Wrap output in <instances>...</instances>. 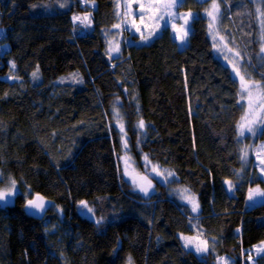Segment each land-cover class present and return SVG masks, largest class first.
<instances>
[{"label": "trees", "instance_id": "16d2710c", "mask_svg": "<svg viewBox=\"0 0 264 264\" xmlns=\"http://www.w3.org/2000/svg\"><path fill=\"white\" fill-rule=\"evenodd\" d=\"M91 1L94 28L81 36L73 20L85 10L79 0H0V189L10 179L20 189L0 206V264H249L264 242V204L247 205L240 84L209 35V0L181 7L199 15L184 50L165 28L148 45H125L119 59L109 58L103 35L118 21L117 0ZM219 1L224 36L246 65L259 67L255 2ZM82 40L96 44L88 59ZM259 69L249 71L264 81V63ZM114 110L131 150L139 146L198 195V216L165 187L150 198L134 191L121 170ZM38 194L52 201L42 220L25 207ZM81 201L103 218L99 225L81 214ZM200 230L210 243L204 257L180 238Z\"/></svg>", "mask_w": 264, "mask_h": 264}, {"label": "rangeland", "instance_id": "374dc122", "mask_svg": "<svg viewBox=\"0 0 264 264\" xmlns=\"http://www.w3.org/2000/svg\"><path fill=\"white\" fill-rule=\"evenodd\" d=\"M79 1L81 3V8L85 9V10H84V13L79 14L78 16L82 17V18L87 16V17H89V19L91 21V25L89 27H84L79 21H75V23L80 28L79 31H80L81 36H84L88 32L93 31L94 21H93V13L92 12L96 10V3H94L91 0H79ZM200 1L203 2L206 0H200ZM252 1L255 2V5H256L257 20H258L259 33H260L259 37H260V40L262 42V46H264V39H262V32H264V4L261 3V0H252ZM128 2L131 3L132 15L124 17V19L129 20L130 23L134 21L135 24L139 25L141 27V32L143 33V35L145 37H148V39L142 40L141 39V32H136L134 28L124 25L123 21L121 20V17H123L124 13H125L124 5L126 3V0H117V13H119L120 15L118 16V21L116 24H118V23L121 24V27L118 29V28H115L113 26L112 28H109V29H106L103 31V35H104L106 43H107L108 56L111 59H119L122 56L123 49H124L125 45H133V44L148 45V44L152 43L157 37H159L161 35L163 30L165 29V27H163V22H161V28L159 29V31H156L155 35L150 36L149 33L154 30L155 21L149 19L148 16H145V20H144L143 24H141L139 16L135 15L136 10H137L136 3L134 2V0H128ZM142 2H144V0H142ZM216 2L220 8V12H219L217 19L212 20L211 17H208L206 15V10H212V9H210V4L212 3V0H209V4H208V6L204 12V17L208 20L209 35H210V37L214 43V47H215L217 56L219 58H221L233 70V73H234V68H240L242 75L244 74L243 69L246 68V66L249 63V65L247 66V71L249 73H251L252 81L264 84V81H262L261 79L256 77L252 71H249V68H252V69H254V71L256 73H258V72L262 73V71H260L259 67L262 63H264V52L261 51L259 54V61H258L260 64L259 67L256 66L255 63L252 61H248L247 65H246L245 60L241 55L239 57L236 56V53H238V52L234 48H232V46L229 42V39L226 36H224L223 32L221 31V21H222V15H223L222 6H221L219 0H216ZM118 5H119V7H118ZM178 11L181 13H188L189 12V11L181 10V7L178 9ZM190 12L192 13V18L189 19L188 26H187L188 28H190V31L188 33V36L185 38V41L182 42L181 39L178 38V35L176 33H174L172 28L168 27L171 29L172 34H173V38L178 43L179 48L181 50H184L188 46L189 37L192 33V23L199 16L197 12H193V11H190ZM214 15H215V13H214ZM0 18H1V16H0ZM210 24L212 25L211 28H210ZM144 25H147V27H145ZM182 26H183V22L177 21V27H182ZM133 35L138 36L139 40L134 39ZM4 36H5V33H4ZM213 36H215V40L213 39ZM221 38H223V39H221ZM110 44H111L112 48H114L116 45H119L120 52L119 53H116L114 51L110 52L109 51ZM79 45H80L82 54H83L85 59H88L91 56V51L96 46V44L94 42L93 43H87L84 40L80 41ZM77 74L78 73L75 72L74 74H71L69 76L62 77L61 79L58 80L57 83L58 84L65 83V81L76 76ZM38 75H40V71H38ZM234 75H235V73H234ZM235 77L239 80V77H237L236 75H235ZM261 95L262 94L254 93V95H253L254 103H258L259 99L261 98ZM240 102L242 105H245L244 106V113H245L248 110L246 107L247 101L242 100V98L240 96ZM244 113H243V115H244ZM258 115L264 116V111H260L258 113ZM121 116H123V115L121 114ZM121 123L123 124V132L121 131L120 126H119V124H121ZM240 124H241V122H240ZM245 124H246V127L244 128V134L243 135L240 134V139L244 145V146L242 145L243 146V157H244L243 171L245 174H250V178H249L250 183L248 185V193H249L250 189L259 188L261 190H264V174H262V172H261V168L264 167V163H262V161H264V150L261 149V145H264V124H261L258 120L254 123H251V124L248 123L247 121H245ZM115 126H116V128L120 134L122 146L124 145L125 141L127 143V148L125 149L123 147V155L121 156V161H120L121 162V170H122L124 178L130 183V185L132 186L134 191L140 193L145 198H150V197H152V195L159 192L158 187H165L164 189L167 191L169 196L176 197L177 199H179L183 205L189 207L193 216H198L201 213V206H200L198 195L190 190V194L195 197V199L197 200V202L199 204L198 211L193 212L191 210V205L187 201L182 200L180 198V195L177 193V191H176L177 189H183L184 187L180 186L178 184V182H176L175 177L174 176H167V173L169 172L168 170L161 168L158 165H154L148 159H147V161L150 163L146 162L144 159L145 155L142 153V150L140 149L139 146H138V149L136 150L137 152L134 150L133 151L131 150L130 145H129L130 139H129V136L127 134L126 123H125V120L123 119V117L119 123L115 119ZM249 126L254 128L255 135H252V133H249L247 131V127H249ZM137 129L140 133L142 132V129L139 128L138 126H137ZM239 129H240V127H239ZM240 132H241V129H240ZM139 136L141 137V135H139ZM142 136H143V134H142ZM248 138H249V145L248 146L246 145L247 147H245V144L247 143ZM15 141H17V139H15ZM245 152L247 153L246 156H245ZM126 161H127V163H126ZM154 166L156 167V171L152 170ZM126 171L129 174H125ZM157 173H162V175H158ZM145 176L147 177V180L151 182V187L149 189V194L147 196H145L144 193L141 192L139 190V188L136 185H134L132 182L133 179H136L137 184H144V186H147V181H142L140 179V177H145ZM166 176H167V179H165ZM8 186H6L3 189H6ZM227 188H228V185H227ZM16 189H17V195H18L20 193V189L18 188L17 185H16ZM231 191L233 192V188ZM16 196L11 199V202H9L7 204H0V206L6 207V206L13 204ZM262 204H264V197L257 196L253 200H249L247 198V205L250 208H254V207L262 205ZM80 212L85 218H88V219L93 220V221L99 220L96 217L94 209H93L94 215H92L91 218H89L88 215H85L82 212L81 204H80ZM194 225L195 224H193V226ZM197 229H199V228H197ZM201 234H202V231H201V233L199 231H197V233L195 235L182 234V235H180V238L182 236H184V237H198L199 240H206ZM181 241L185 246V241L182 238H181ZM258 245H261V243ZM208 247H209V251H210L209 241H208ZM186 248L190 251L195 252L194 249H192L190 247H186ZM195 253L198 254V256H200V257H204V256H207L209 254V252L206 254L205 253H197V252H195ZM249 256H251V259H249V264H256V262H255L256 259H258L261 256H264V253L257 255V248L255 246V248L251 251V255H249Z\"/></svg>", "mask_w": 264, "mask_h": 264}, {"label": "snow or ice", "instance_id": "6c2138e0", "mask_svg": "<svg viewBox=\"0 0 264 264\" xmlns=\"http://www.w3.org/2000/svg\"><path fill=\"white\" fill-rule=\"evenodd\" d=\"M134 2L137 5V10L135 15L139 16V19L141 21V24H143L145 20V16H148L149 19L155 21L154 24V30L149 33V35H155L156 31H159L161 28V22H163V27L168 28L171 27L174 33L178 35V38L181 39V41H185V38L188 36V33L190 31V28H188V22L189 19L192 18V13H181L178 11L180 7L183 6L185 3V0H134ZM261 3L264 4V0H261ZM64 5H61L63 7ZM119 7V5H118ZM125 7V13L124 16L121 17V20L123 21L125 26H130L135 29L136 32H141V27L135 22H129V20L124 19V17H127L129 15H132L131 13V3L126 0V3L124 5ZM210 9L212 10H206V15L208 17H211L212 20L217 19L220 8L217 4L216 0H212V3L210 4ZM215 13V15H214ZM119 16L120 14L117 13ZM74 21H79L84 27H89L91 25V21L89 17H79L74 16ZM177 21H182L183 26L177 27ZM147 27V25H144ZM115 28H120L121 24L114 25ZM212 25L210 24V28ZM182 33V34H181ZM141 39L147 40L148 37H145L143 33L141 32ZM213 39L215 40V36H213ZM223 39V38H221ZM262 39H264V32H262ZM110 52L114 51L116 53L120 52L119 45H116L114 48L111 47L110 44ZM261 51L264 52V46H262ZM236 56L239 57L240 54L236 53ZM13 67L15 65L13 64ZM38 69L37 72L32 73L33 78H38ZM244 74H241L240 68H234V73L237 77H239V84H240V96L242 100H246L247 104V111L244 113V115L241 117V124L240 134H244V128L246 127L245 121L248 123H254L257 120L264 124V116L258 115L260 111H264V84H261L259 82H253L251 73L247 71V68L243 69ZM82 83V80L79 81ZM254 93L262 94L261 98L259 99L258 103H254L253 101V95ZM245 106V105H242ZM114 117L119 123L122 120V116L118 110H114ZM121 131L123 132V124H119ZM138 127L143 129L145 127L144 121L140 120ZM247 131L249 133H252V135H255V131L253 127H247ZM123 147L127 148V143L125 141ZM261 149L264 150V145H261ZM247 153L245 152V156ZM145 161H147V156L144 157ZM127 163V161H126ZM150 163V162H148ZM264 163V161H262ZM153 171H156V167L154 166ZM262 174H264V167L261 168ZM125 174H129L126 173ZM158 175H162V173H157ZM2 175V174H0ZM167 176H174V173L168 172ZM167 176L165 179H167ZM142 181H147V186H144V184H137L136 179H133V184L136 185L141 192L144 193L145 196L149 194V189L151 187V182L147 180V177H140ZM0 183H3V180L0 179ZM16 180L10 179L9 180V186L6 189H0V204H7L11 202V199L17 195V189H16ZM225 183L228 185L229 190H232L233 185L231 181H225ZM177 193L180 195V198L182 200L187 201L191 205V210L193 212H197L199 209V204L195 197L190 194V190L187 188L183 189H177ZM264 197V190H261L259 188L250 189L248 193V199L253 200L255 197ZM81 210L85 215H88L89 218H91L92 215H94L93 209L88 206L86 201H81ZM25 207L29 210L30 215H40L41 217L46 212V201L42 196L36 195L33 199H28L26 201ZM103 218L96 220L95 223L99 225L102 222ZM185 241V247H190L194 249L197 253H208L209 247H208V241L207 240H199L198 237H181ZM257 248V255H260L261 253H264V242L261 243V245L256 246ZM214 247L212 251H214ZM249 259H251V256H249ZM217 264H231V258L227 257H218L217 258Z\"/></svg>", "mask_w": 264, "mask_h": 264}, {"label": "water", "instance_id": "95a60500", "mask_svg": "<svg viewBox=\"0 0 264 264\" xmlns=\"http://www.w3.org/2000/svg\"><path fill=\"white\" fill-rule=\"evenodd\" d=\"M38 195H39V196H42V197L45 199V201H46V212H45V214H43L42 217H41L40 215H30V214H29V210H28L27 208H26V213H27L30 217H32V218H34V219H36V220H42V219H44V218L46 217V215H47L49 209L51 208V206H52V201H51L50 199H48L47 197L41 195V194H38ZM34 198H35V197H34Z\"/></svg>", "mask_w": 264, "mask_h": 264}, {"label": "built area", "instance_id": "2783aa9c", "mask_svg": "<svg viewBox=\"0 0 264 264\" xmlns=\"http://www.w3.org/2000/svg\"><path fill=\"white\" fill-rule=\"evenodd\" d=\"M0 33H1L0 34V41H1L5 38V36H4V33H2V32H0ZM0 52H3V50L1 49Z\"/></svg>", "mask_w": 264, "mask_h": 264}]
</instances>
